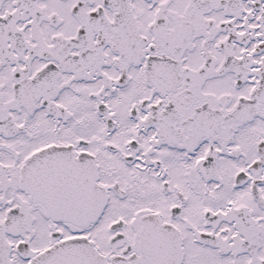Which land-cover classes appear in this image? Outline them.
Masks as SVG:
<instances>
[{
	"label": "snow or ice",
	"instance_id": "obj_1",
	"mask_svg": "<svg viewBox=\"0 0 264 264\" xmlns=\"http://www.w3.org/2000/svg\"><path fill=\"white\" fill-rule=\"evenodd\" d=\"M0 264H264V0H0Z\"/></svg>",
	"mask_w": 264,
	"mask_h": 264
}]
</instances>
